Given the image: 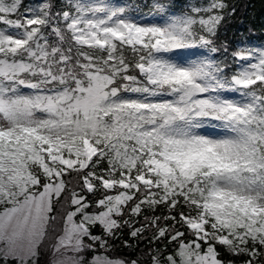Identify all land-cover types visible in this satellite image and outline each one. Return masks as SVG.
Wrapping results in <instances>:
<instances>
[{
	"label": "snow or ice",
	"instance_id": "snow-or-ice-1",
	"mask_svg": "<svg viewBox=\"0 0 264 264\" xmlns=\"http://www.w3.org/2000/svg\"><path fill=\"white\" fill-rule=\"evenodd\" d=\"M21 7L0 0V260L38 264L52 236L51 264H141L109 254L128 228L163 244L148 264H264V46L226 71L224 0H149L148 24L138 3Z\"/></svg>",
	"mask_w": 264,
	"mask_h": 264
},
{
	"label": "trees",
	"instance_id": "trees-1",
	"mask_svg": "<svg viewBox=\"0 0 264 264\" xmlns=\"http://www.w3.org/2000/svg\"><path fill=\"white\" fill-rule=\"evenodd\" d=\"M49 2V0H48ZM51 2L56 6V9L63 8L68 0H51ZM88 2V0H85ZM103 2H110L113 4H132L138 3L142 7L144 13L143 16L137 17V20H142L148 16V9L144 8L143 5L148 3L149 0H103ZM209 0H175V3L178 5L180 11L186 10L192 6H203L206 5ZM228 5V8L225 10L226 19L222 23L219 32H218V44H223L227 48V54L218 53L215 54L216 58L222 60L228 64L226 71L229 73L234 71L237 67L238 62H234L231 56V53L235 51L238 47L245 46H264V0H224ZM41 4V0H22L21 11L24 10V7L35 8ZM235 9L234 13L232 10ZM5 26L0 25V28ZM49 40L51 42H56L54 36H50ZM87 50V49H85ZM69 183L68 188L65 193L61 195V203L57 205L61 211H63L67 205V200L70 199L71 190L75 189L76 191L80 190L78 179L75 177V174H72L67 177ZM89 200H95L98 198L100 193H97L95 196L92 194H87ZM153 213H148L152 215ZM155 215L163 216L167 215V210L163 207L158 208ZM141 222L142 217L140 218ZM138 226V225H137ZM59 227V223L57 228ZM100 229H94L96 234H100ZM130 229L124 228L120 234V239L114 241V246L109 253L111 256L126 260L136 259L141 262V264H148L150 260V254L153 249L158 245L163 247L161 242L149 243V240L152 237V231L149 230L144 233V236L141 238H133L129 235ZM127 240L132 247H126L124 242ZM54 243L52 236L49 237V240L44 245L38 264H49L53 259V253L51 251V244ZM92 253H86L85 259L90 260ZM225 259H232L235 261V264H242V257H231L229 254H225Z\"/></svg>",
	"mask_w": 264,
	"mask_h": 264
},
{
	"label": "rangeland",
	"instance_id": "rangeland-1",
	"mask_svg": "<svg viewBox=\"0 0 264 264\" xmlns=\"http://www.w3.org/2000/svg\"><path fill=\"white\" fill-rule=\"evenodd\" d=\"M47 2H48V0H41V3H47ZM88 2H92V0H88ZM137 22H139L141 24H148V23H156V22H158V20L154 16H148L142 20H137ZM56 258H57V256H53V259H56ZM0 264H4V262L2 260H0ZM9 264H15V262L9 261ZM49 264H51V263L49 262Z\"/></svg>",
	"mask_w": 264,
	"mask_h": 264
}]
</instances>
